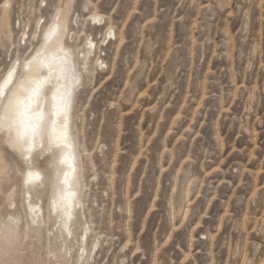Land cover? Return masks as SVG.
Wrapping results in <instances>:
<instances>
[{"label": "clouds", "instance_id": "9594fccd", "mask_svg": "<svg viewBox=\"0 0 264 264\" xmlns=\"http://www.w3.org/2000/svg\"><path fill=\"white\" fill-rule=\"evenodd\" d=\"M13 2L14 0H0V35L7 31L5 15ZM45 2L49 4V11L46 19L36 22V32L33 35V40L39 37L37 49L27 55L17 53L7 60L4 59V54L0 53V89H2L0 115L6 118L5 124L0 126V138L7 141L17 135L16 128L8 126L7 119L13 114L14 99L18 95H27L26 92H22L21 86L27 85L29 79L47 80L40 91L35 110L40 111L43 107L48 112V119L41 124L38 148L33 152V156L40 154L41 163L38 165V170L41 179L34 185H22L19 189L24 200L28 203H39L44 211L41 220L33 224L28 219L26 205H21L25 211L18 227L26 230L25 236L7 247L0 246V264H108L107 260H101L97 256V251L101 250L103 254L102 249L112 245L117 237L111 229L102 235L93 224V211L96 210L94 189L96 182L103 177L107 180L108 189L111 191L115 180V165L112 164L109 170L111 140L108 130L105 128L104 135L97 138L94 132L85 136L84 129L79 126L82 124L84 112L87 111L86 98L95 95L107 79L115 77L116 80L123 81L126 78L127 86L118 97H114V103L109 108L118 109L121 104L138 103L140 95L138 82L142 83L145 75L151 74L152 68L156 65L163 69L160 74L166 78L164 93L157 104H160L168 93L175 94L180 91L182 81L188 85L189 91L186 97L188 102H191L193 96L203 93L206 98L210 96L217 101L223 110L226 103L225 95L234 94H225L222 91L220 96H216L211 92L210 85L215 82L209 80L207 76H202L199 66L192 61L196 52H199L198 58L203 56V45L190 46L186 39L182 44L171 45V54L165 52L163 48L157 52L159 44L144 38V31L152 21L145 25L136 22L132 28H129V21L135 15L136 7L141 0H40L42 6ZM180 2L181 5L191 6L199 4L201 0H180ZM232 2L233 0H208L205 8L212 11V5L215 3L223 10ZM245 2L259 4L264 10V0H245ZM126 3L134 5L127 20L114 19L116 9ZM104 4H114L115 8L111 13H105L102 7ZM203 11L201 9L202 14ZM54 23L60 25V31L54 39L48 40L49 29ZM247 28V13H245L241 32L246 33ZM231 43V38H228L224 41V46ZM41 52L44 55L55 53L57 60L52 65L51 72L48 68L38 65L37 53ZM257 52L264 58V35L253 46L249 59L251 60ZM10 72L11 76H9ZM58 91L69 94L70 98L67 113V142L51 146L50 123L55 120L53 96ZM248 91L250 99L245 115L241 118V131L248 133L249 138L254 141L255 129L249 126L247 118L252 111L251 103L256 91L255 89ZM169 106L170 104L165 105V110ZM155 110L156 106L151 109V111ZM198 116L199 112H194L192 120L195 121ZM160 119L161 122L165 119L163 112L160 113ZM59 123L64 124L65 118L61 117ZM111 123L109 119V124ZM159 128L160 125H157L156 133L150 137L145 136L143 130H140L144 141L141 147L145 159L149 155L148 145L156 140ZM174 130L175 122L169 135H172ZM189 138L192 141L191 145L186 143ZM212 139L216 143L214 145L209 143V148H204L200 132L194 133L192 125H189L171 148L168 147V136L156 140L161 147L154 149L156 155L147 180L143 183L146 194L155 193L156 201L160 205L159 215L170 227L171 232L167 234L164 244L155 242L154 250L149 252L150 259L147 264H176L175 261H169L166 254L162 256V253L181 229H185V240L178 241L175 247L179 248L180 244L184 243L188 250L181 249L183 259L179 264H264V214L258 218L254 215L249 217L244 214L241 207L256 202V193L245 200L246 190L252 187L245 180V175L254 178L256 173L249 172L247 166L243 164L229 165L227 171H222L225 162L223 159L220 160V167L213 169V172L206 171V165L209 164L210 158L216 155V150L222 153L224 149L218 130ZM197 140H201V143L197 144ZM0 147H3L2 143ZM233 151L240 150L233 145ZM260 171L264 172V161L260 162ZM214 172H220L223 176L231 174L240 181L233 189L232 196L226 201L221 199L219 188L221 185H228L229 181L209 179ZM65 178L69 182L68 190L75 193L71 207L54 208L52 200L58 192L65 189L63 183ZM240 189H245L244 195L239 194ZM121 196L123 197L119 209L121 219L125 212L128 213L129 219L126 223H119L116 231L124 234L127 241L119 246V252L116 253L112 264H134L132 256L136 252L143 256L144 249L141 246L142 241L138 237H133L130 228L129 206L132 198L126 195L123 188ZM260 198L264 200V193H261ZM218 200L225 209L233 207L238 209L236 212L226 211L224 216L218 218L220 227L227 222L231 225V230L223 236L218 228L214 234L213 231L205 230L197 238V229L203 227V221L208 216L206 209L201 210L202 205L206 203L210 207L212 202ZM197 201H201V204ZM153 203L155 204V201ZM69 212L70 219L66 215ZM193 221H196L195 227L192 226ZM249 223L255 224L251 231L248 228ZM185 225L188 227L185 228ZM2 229L3 225H0V230ZM253 232L259 238V242L252 237ZM129 244L133 249L131 253H129ZM197 245L200 248L199 253L195 251ZM225 256L227 260L224 259Z\"/></svg>", "mask_w": 264, "mask_h": 264}, {"label": "rangeland", "instance_id": "374dc122", "mask_svg": "<svg viewBox=\"0 0 264 264\" xmlns=\"http://www.w3.org/2000/svg\"><path fill=\"white\" fill-rule=\"evenodd\" d=\"M207 3L208 0H201L199 4L189 6L188 4L181 5L180 0H141L139 6L136 7L135 15L129 21V28H132L136 22L145 25L152 21L144 31V38L159 44L157 52L163 48L165 52L171 54V45L182 44L186 39L190 46L203 45V56L198 58L199 52H196L192 61L199 66L202 76H207L209 80L215 82L210 85V89L216 96H220L222 91L225 94H234L225 95L226 103L223 110L217 101L210 96L206 98L203 93L193 96L191 102H188L186 97L189 90L184 81L181 82L180 91L175 94L168 93L165 99L157 104L164 93L166 83V78L160 74L163 69L159 65L152 68L151 74L145 75L142 83L138 82L137 87L140 93L138 103L121 104L118 109L109 108L114 103V97H118L127 86L126 78L120 81L115 77L107 79L95 95H89L85 100L87 111L84 112L82 124L79 126L84 129L85 136L94 132L97 138L104 135L105 128L108 130L111 140L109 170L112 164L115 165V180L111 191L108 189L107 180L103 177L96 182L94 189L96 210L93 211V224L97 226L102 235L111 229L117 237L112 245L102 249L103 254L101 250L97 251V256L101 260H107L108 264H112L116 253L119 252V246L127 241L124 234L116 231L119 223H126L129 219L127 212L121 219L119 211L123 201L122 188L126 195L132 198L129 211L133 237H138L142 241L141 246L144 249L143 256L139 252L132 256L134 264H147L150 259L149 252L154 250L155 242L159 241L164 244L167 239V234L171 232V229L159 215L160 205L156 201L155 193L146 194L143 182L147 180L156 155L154 149L161 147L156 140H160L162 136H168V147L171 148L189 125H192L194 133L195 131L200 132L204 148H209V143L213 145L216 143L212 137L217 134V130L223 140V152L216 150V155L212 156L209 164L206 165V171L213 172V169L220 167V160L223 159L225 162L222 171H227L229 165L243 164L247 166L249 172L256 173L254 178L251 175H245V180L252 185L246 190L245 200L256 193V202L241 207L244 214L249 217L254 215L258 218L264 214V200L260 198L261 193H264V172L260 171V162L264 161V58L257 52L251 60L249 59L253 46L264 35V10L259 4L246 3L245 0H233L231 5L224 7L223 10L214 3L212 11H208L205 8ZM45 6V4L41 5L40 0H14L10 13L12 38L11 40L8 38L7 31L0 35V53L4 54L5 60L14 57L17 53L27 55L37 49L39 37L33 40V35L36 32V22L41 18L46 19L49 4ZM102 7L105 13H111L115 5L104 4ZM133 7V4L126 3L117 8L114 19L127 20ZM201 9L204 10L203 14ZM245 13H247L248 28L247 32L243 33L241 28L244 24ZM29 31L30 39L25 44L22 35ZM228 38H231L232 43L224 46V41ZM137 48L139 49V44ZM153 64L155 65V59ZM251 89H255L256 96L252 100V111L248 114L247 122L255 129L254 141L249 138L248 133L241 131V118L244 117L248 107L250 99L248 90ZM169 104L170 106L165 110V105ZM154 106L156 110L151 111ZM106 110H108L107 113ZM196 111L199 112V116L193 121L192 116ZM161 112L165 115L163 122L160 119ZM109 119L112 121L111 124H109ZM173 122H175V130L172 135H169ZM157 125H160L159 134L156 140L148 145L149 155L145 159L141 147L144 141L140 130H143L145 136L150 137L156 133ZM191 142V138L186 141L188 145H191ZM196 142L200 144L201 140ZM233 145L240 151H233ZM157 175H159L158 170ZM209 179L229 181L228 185H221L219 188L220 197L225 201L232 196L236 184L240 183L231 174L223 176L220 172H214ZM213 187L215 188L216 185L214 184ZM244 192L245 189L239 190L241 195H244ZM19 201L18 208L10 211L16 212L22 219L25 208L21 205L25 204L21 193ZM197 203L201 204V201ZM205 209L208 216L203 221V227L197 229V238L205 230L213 231L214 234L218 228L221 236L231 230V225L227 222L220 227L218 218L224 216L226 211H238L237 208L225 209L218 200L212 202L210 207L206 203L203 204L201 210ZM191 223L195 227L196 221ZM254 226V223H249V231ZM187 227L188 225H185V228ZM185 235V229L177 232L172 241L163 249L162 256L166 254L169 261L179 264L183 259L181 249L184 251L188 249L184 243H181L179 248L175 245L178 241H184ZM252 237L259 242L255 232L252 233ZM217 239L219 241V238ZM132 251V245L129 244V253ZM195 251L200 252L199 245L195 246ZM224 259L227 260V256Z\"/></svg>", "mask_w": 264, "mask_h": 264}, {"label": "snow or ice", "instance_id": "6c2138e0", "mask_svg": "<svg viewBox=\"0 0 264 264\" xmlns=\"http://www.w3.org/2000/svg\"><path fill=\"white\" fill-rule=\"evenodd\" d=\"M60 31L58 23L52 24L49 29L47 39H54ZM39 57L38 65L48 68L51 72L52 65L56 62L55 53L44 55L37 53ZM14 71V69H13ZM11 72L9 76H11ZM47 83L46 79H29L27 85H22V92L27 95H18L13 103V114L7 119L10 127L16 128L15 138L3 141L0 138V246L7 247L25 236L26 230L18 227L20 218L16 212L10 211L19 206L20 187L22 185H34L41 179L38 170L39 153L33 156L34 150L38 148V138L40 136L41 124L45 119L42 111H37L33 106L37 103L40 91ZM2 94V89H0ZM54 115L57 119L50 123V145L66 144L67 142V113L70 107L69 94L59 92L53 96ZM65 118V123L60 124V118ZM6 118L0 115V126L5 124ZM11 157V158H10ZM65 189L57 193L52 200V206H63L70 208L75 196L74 192L68 190V180L64 179ZM69 219L70 212L66 213ZM33 224L37 221L33 220Z\"/></svg>", "mask_w": 264, "mask_h": 264}, {"label": "bare ground", "instance_id": "6f19581e", "mask_svg": "<svg viewBox=\"0 0 264 264\" xmlns=\"http://www.w3.org/2000/svg\"><path fill=\"white\" fill-rule=\"evenodd\" d=\"M44 4L46 5L45 7L48 6L47 2H45ZM11 9H12V5L5 15V19L7 21V36L10 40H11L12 35H13V31L11 29V24H10ZM27 26L29 27V24ZM22 39H25V44H27V41L30 39V31L28 33L24 32L22 35ZM33 108L35 109V105L33 106ZM40 111H42L45 114L44 121H46L48 119V112L46 110H44L43 107L41 108ZM53 111H54V109H53ZM55 119H57V118L55 117ZM24 204L26 205L28 219H30L31 221H33V220H35L37 222L40 221L41 215L44 211V209L40 206V204L39 203H28L26 200H24ZM19 218H20V216H19ZM20 220H21V218H20Z\"/></svg>", "mask_w": 264, "mask_h": 264}]
</instances>
